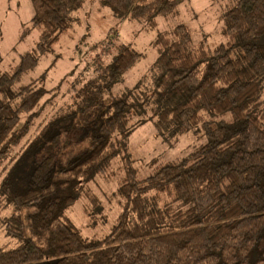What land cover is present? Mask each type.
I'll use <instances>...</instances> for the list:
<instances>
[{"label":"trees","instance_id":"1","mask_svg":"<svg viewBox=\"0 0 264 264\" xmlns=\"http://www.w3.org/2000/svg\"><path fill=\"white\" fill-rule=\"evenodd\" d=\"M30 1L36 47L0 74V228L19 241L0 246V264H264V0H237L213 48L189 50L185 24L157 36L148 91L114 95L140 53L107 37L108 58L73 79L70 101L31 135L53 89L17 84L53 51L83 0ZM101 2L120 20L154 27L182 0ZM150 113L168 143L196 127L205 140L177 160L151 158L152 173L138 178L128 138ZM116 156L120 211L108 232L87 237L66 209Z\"/></svg>","mask_w":264,"mask_h":264},{"label":"rangeland","instance_id":"2","mask_svg":"<svg viewBox=\"0 0 264 264\" xmlns=\"http://www.w3.org/2000/svg\"><path fill=\"white\" fill-rule=\"evenodd\" d=\"M236 1L182 0L172 14L156 17V25L147 27L144 22L120 20L101 0H83L82 7L69 14L70 26L54 44L53 51L39 54L36 66L24 71L17 84L35 79L37 86L53 89L51 91L56 93H47L35 109L37 115L30 135L55 109L70 101L67 89L73 79L91 74L96 58L100 57L103 61L108 58L102 53L107 37L112 43H126L140 53L122 82L114 85V95H120L128 88L132 90L135 86L148 91L153 79L151 67L157 57L154 39L178 24H185L191 33L189 50L200 46L213 48L224 40L222 19ZM32 15L30 0H0V74L15 65L21 54L36 47L39 30L31 25ZM114 49L113 46L112 52ZM261 99L264 103V82ZM153 118L151 115L136 126L128 138L138 178L152 173L153 167L148 165L151 158L177 160L205 140L200 128L196 127L168 143L157 135ZM122 176L121 162L116 156L111 160L107 173L94 175L84 185L77 200L66 209L67 216L83 235L101 237L114 224L120 211L117 186ZM158 201L162 204V196ZM2 214H7V210ZM18 244L16 238L6 235L0 228V246L11 248Z\"/></svg>","mask_w":264,"mask_h":264}]
</instances>
